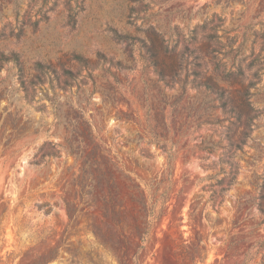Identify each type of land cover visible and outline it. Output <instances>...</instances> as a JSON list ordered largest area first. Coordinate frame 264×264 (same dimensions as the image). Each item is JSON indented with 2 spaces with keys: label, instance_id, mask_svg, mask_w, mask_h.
<instances>
[{
  "label": "rangeland",
  "instance_id": "rangeland-1",
  "mask_svg": "<svg viewBox=\"0 0 264 264\" xmlns=\"http://www.w3.org/2000/svg\"><path fill=\"white\" fill-rule=\"evenodd\" d=\"M263 5L0 0V264H177L180 247L196 264H264V117L235 155L237 183L221 206L219 196L212 205L211 186L227 169L219 159L230 153L203 149L226 147L227 134L235 141V127L228 133L221 101L196 87L228 70H214L206 36L258 31ZM152 30L176 44L174 51L154 58ZM251 79L245 71L241 85L218 86L234 90ZM81 121L91 125L97 153L129 180L115 175L116 198L127 206L130 186L158 216L135 256L134 234L121 253L89 230L103 228L100 202L80 196L82 163L68 145L83 156L92 149L76 134ZM49 152L58 158H41ZM137 217L140 226L145 214Z\"/></svg>",
  "mask_w": 264,
  "mask_h": 264
},
{
  "label": "trees",
  "instance_id": "trees-1",
  "mask_svg": "<svg viewBox=\"0 0 264 264\" xmlns=\"http://www.w3.org/2000/svg\"><path fill=\"white\" fill-rule=\"evenodd\" d=\"M262 11L264 12V5ZM202 28L204 29V27ZM151 36L153 37L149 39V43L151 44L154 58H157L159 53L168 54L174 51L176 44L166 40L161 33L152 30ZM206 38L209 41L206 47V54L211 56L214 70L218 72L222 65L228 70H224L220 78H208L203 84H197L196 87H204L207 94L214 95L221 101V109L224 116L221 123L227 124L225 129H227L228 133L231 131L230 127H235L233 133L236 138L235 141H232L230 135L227 134L225 136L226 147L211 144L210 147L203 149L208 153H213L214 148L219 147L223 151L230 153L229 160L219 159V163L227 166V169H220L222 177L215 179L213 186H211V188L215 187V189L210 190V202L212 205H214L215 199L219 196L221 201L218 206H221L227 191L238 181L239 169L238 164L234 162L235 155L239 151L242 152L248 142H252L251 135L254 129L258 127L261 118L264 117V106L261 105L264 103V26H261L258 31L250 30L246 27L244 32L233 36L219 37L214 34H208ZM211 42L220 45L221 48H211ZM258 44H260V49L256 50L255 48ZM198 59L199 56H196L193 60L196 61ZM11 61L15 62L16 58L13 57ZM155 65H158V63L156 62ZM162 65H160L161 69L158 73L160 78L166 74V69ZM197 66H200V64L197 63ZM167 70L169 74L175 72L173 65ZM245 71H250L252 77L245 87L233 90L230 87L224 89L218 86L221 82L241 85L245 77ZM193 75L198 76V73H193ZM233 92H235L236 97L230 99ZM228 104L231 105L229 108ZM75 118L80 119L76 115ZM90 126L86 121L78 122L79 131L76 132L79 138L93 145L87 154L83 156L79 147H74V143L68 141L73 155L75 158H80L82 163L80 196L88 195L93 200L98 199L100 202L99 216L103 228L90 227L89 230L97 235L103 243L119 247L121 253L128 246L127 235L134 234L138 242L134 251L135 256L143 249L149 229L158 219V216L155 215L153 206H151L150 210H147V205L142 202V199L137 200L134 197L130 186L125 185L127 193L124 199L127 202V206L124 205L123 200L116 198L118 187L115 183V175H119L118 179H123L125 183L129 182V180L124 178L118 169L111 166L108 160L97 153L98 148L90 140ZM164 152L168 154L166 151ZM44 157L58 158V153H45L41 158ZM143 158L147 159L148 157ZM170 158V155H167L168 162ZM262 180L264 183V177ZM85 187L87 191H85ZM49 212L47 211L46 213L48 214ZM140 212L145 214L146 219L139 226L137 224L139 218L137 214ZM105 218L108 219L110 226L108 223L103 222ZM198 254L202 260L203 251H199ZM173 256L177 264H196V260L190 257L188 251L183 247L174 251Z\"/></svg>",
  "mask_w": 264,
  "mask_h": 264
}]
</instances>
